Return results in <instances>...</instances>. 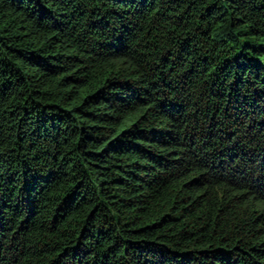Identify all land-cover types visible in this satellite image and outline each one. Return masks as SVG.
<instances>
[{
  "label": "trees",
  "instance_id": "trees-1",
  "mask_svg": "<svg viewBox=\"0 0 264 264\" xmlns=\"http://www.w3.org/2000/svg\"><path fill=\"white\" fill-rule=\"evenodd\" d=\"M0 264H264V0H0Z\"/></svg>",
  "mask_w": 264,
  "mask_h": 264
}]
</instances>
